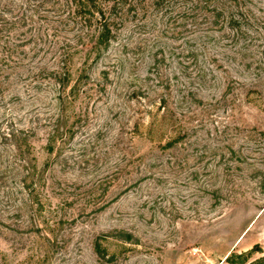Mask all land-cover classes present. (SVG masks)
<instances>
[{
    "label": "rangeland",
    "instance_id": "obj_1",
    "mask_svg": "<svg viewBox=\"0 0 264 264\" xmlns=\"http://www.w3.org/2000/svg\"><path fill=\"white\" fill-rule=\"evenodd\" d=\"M239 11V28L210 34L151 11L129 16L102 59L74 57L72 79L84 75L94 91L88 99L82 90L65 112L71 169H62L58 146L50 155L39 138L35 152L40 166L49 163L47 177L66 182L64 199L73 196L35 207L36 223L46 221L38 229L24 224L32 212L20 222L3 214L14 229L1 227L9 264L37 250L48 251L46 264L264 258V0H240ZM43 18L51 47L80 35L53 14Z\"/></svg>",
    "mask_w": 264,
    "mask_h": 264
},
{
    "label": "trees",
    "instance_id": "obj_2",
    "mask_svg": "<svg viewBox=\"0 0 264 264\" xmlns=\"http://www.w3.org/2000/svg\"><path fill=\"white\" fill-rule=\"evenodd\" d=\"M231 3L233 9L228 11ZM239 6L240 0H0V238L1 227L14 231L12 225H4V213L7 220L20 222L23 215L32 212L31 221L24 224L38 229L46 221L36 223L35 207L42 208L43 200L73 196L64 199L66 182L47 177L49 163L40 166L35 152L40 138L48 154L58 146L61 157L63 136L68 134L63 133L69 122L66 110L82 90L91 94L88 99L93 97L94 89L82 83L84 75L72 79L78 53L87 61L93 56L97 62L129 16L147 18L149 11L168 22L181 19L198 28L207 25L209 34L223 32L226 23L237 29L241 23ZM45 14L55 15L62 26L71 28L69 32L80 35L69 44L59 40L49 46L50 35L42 32L39 24ZM206 39L211 42L209 35ZM80 72L86 74L85 69ZM62 157V169H71L72 157ZM73 163L77 164L74 158ZM36 252L24 264H46L48 251ZM263 263L264 258L251 264ZM0 264H9L1 252Z\"/></svg>",
    "mask_w": 264,
    "mask_h": 264
}]
</instances>
